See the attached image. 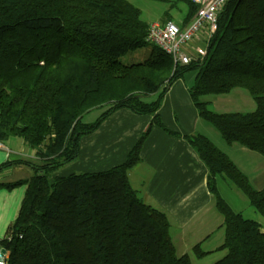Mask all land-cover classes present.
Instances as JSON below:
<instances>
[{
  "label": "trees",
  "instance_id": "1",
  "mask_svg": "<svg viewBox=\"0 0 264 264\" xmlns=\"http://www.w3.org/2000/svg\"><path fill=\"white\" fill-rule=\"evenodd\" d=\"M171 2L185 6L186 26L197 5ZM168 20L167 11L161 22ZM149 23L127 0H0V143L14 136L33 150L0 164L31 169L26 178L0 183L25 185L0 238L4 264H192L176 253L166 215L144 203L128 180L144 139L161 125L164 93L189 70H197L189 94L199 117L225 143L264 157V0H227L201 61L174 64L152 44L143 62L120 63L123 54L151 44ZM235 88L248 92L253 110L217 112L204 99ZM122 108L152 117L125 159L106 170L57 174L77 159L80 137ZM185 138L207 167L222 217L218 249L225 252L211 264H264V231L224 201L216 178L231 182L263 217L264 186L254 188L205 135ZM192 251L205 254L199 243Z\"/></svg>",
  "mask_w": 264,
  "mask_h": 264
},
{
  "label": "crops",
  "instance_id": "2",
  "mask_svg": "<svg viewBox=\"0 0 264 264\" xmlns=\"http://www.w3.org/2000/svg\"><path fill=\"white\" fill-rule=\"evenodd\" d=\"M194 79L184 73L164 93L157 111L161 125H153L144 139L140 160L128 171V180L144 203L166 215L178 255L189 256L188 252L199 243L205 256L219 250L223 240L222 217L207 188V167L185 137H213L224 142L225 154L227 148L236 144L225 143L219 132L199 117L189 94ZM204 99L211 102L208 97ZM151 119L150 115H137L128 109L116 110L93 132L80 137L77 159L57 174L101 171L121 163ZM5 149L0 148V164L8 158ZM25 155L32 156L31 150ZM12 171L13 167L0 170V183L15 179L8 177ZM23 172L20 178L30 175L27 169ZM24 190L25 185L11 189L0 185V238L15 218Z\"/></svg>",
  "mask_w": 264,
  "mask_h": 264
},
{
  "label": "rangeland",
  "instance_id": "3",
  "mask_svg": "<svg viewBox=\"0 0 264 264\" xmlns=\"http://www.w3.org/2000/svg\"><path fill=\"white\" fill-rule=\"evenodd\" d=\"M135 7H137L141 12V17L147 22L152 20H160L162 14L169 12L171 20L178 26H181L182 18L185 13V6L183 4L172 5L171 1L164 0H127ZM203 36L194 40V45L204 47ZM152 44H147L145 47H141L132 51H129L119 57V62L122 64H133L139 63L146 60L149 56ZM192 52V51H190ZM197 70H189L186 73L188 75H193L195 77ZM211 101L208 106L214 111H251L255 108V104L251 96L245 89L235 88L231 90L228 94L221 95H211L207 96ZM222 99V101H218ZM147 101L150 98H146ZM92 116H88L86 119H91ZM210 141L221 151L224 152L225 146L224 142L216 141L213 137H210ZM3 148L8 155L7 160L14 159L16 156L26 158V153L28 150L33 152L26 143H24L20 138L11 136L7 140L2 142ZM242 149V150H241ZM227 156L237 162L238 168L248 177L251 185L254 188H261L264 186V157L259 153L249 150L243 146L236 144L233 148H227ZM20 153L22 155H14L13 153ZM30 168H25L23 166H14L13 171L8 174L10 178H20L24 176V170ZM216 190L219 195L224 199V201L236 212H240L244 218L253 219L260 224L261 230L264 231V217L257 213L253 207L249 204L246 196L231 182L222 177H217L216 179ZM223 231V230H222ZM225 250L219 249L211 252L208 255L202 257H196L192 251L188 254L191 258L192 264H211L224 254Z\"/></svg>",
  "mask_w": 264,
  "mask_h": 264
},
{
  "label": "built area",
  "instance_id": "4",
  "mask_svg": "<svg viewBox=\"0 0 264 264\" xmlns=\"http://www.w3.org/2000/svg\"><path fill=\"white\" fill-rule=\"evenodd\" d=\"M226 1L192 0L197 10L186 26H178L171 20H153L149 23L146 39L169 55L174 64L201 61L206 54V43L216 30L218 13ZM200 36H203L204 47L194 45V40ZM0 148H3L1 143ZM5 256L6 253L0 257V264H4Z\"/></svg>",
  "mask_w": 264,
  "mask_h": 264
},
{
  "label": "water",
  "instance_id": "5",
  "mask_svg": "<svg viewBox=\"0 0 264 264\" xmlns=\"http://www.w3.org/2000/svg\"><path fill=\"white\" fill-rule=\"evenodd\" d=\"M5 253V249L0 247V257H2Z\"/></svg>",
  "mask_w": 264,
  "mask_h": 264
}]
</instances>
